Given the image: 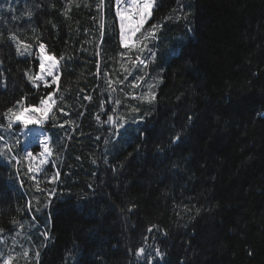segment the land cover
<instances>
[{"label":"trees","instance_id":"obj_1","mask_svg":"<svg viewBox=\"0 0 264 264\" xmlns=\"http://www.w3.org/2000/svg\"><path fill=\"white\" fill-rule=\"evenodd\" d=\"M156 3L148 25L193 29L152 98L128 74L114 0H0V229L18 243L0 246V262L149 264L134 254L145 246L164 253L151 264H264V0ZM39 43L60 64L59 91L24 77L39 73ZM52 92V160L31 179L4 113ZM108 115L126 117L119 138Z\"/></svg>","mask_w":264,"mask_h":264},{"label":"snow or ice","instance_id":"obj_2","mask_svg":"<svg viewBox=\"0 0 264 264\" xmlns=\"http://www.w3.org/2000/svg\"><path fill=\"white\" fill-rule=\"evenodd\" d=\"M104 3V0H100V4L98 5L99 7H102ZM116 15L119 17V30H120V37H121V42L124 46L125 49L131 48H136L138 53L142 52L144 49L148 47V43H151L153 40H157L158 36L156 35V31L159 28V25L152 26L147 30H144V25L147 23V21L150 19L152 16V11L154 7L157 6L156 0H114L113 4ZM29 16H31V12L28 13ZM145 32L147 34H145ZM13 40H16V36L12 37ZM130 41H132V44L130 45ZM31 45L29 44H24L23 48L21 49L20 42L17 41L16 43V53L19 56L27 57L29 55H32V52L30 51ZM45 49V44L44 43H39L38 44V50H39V56L36 57V63L38 64L39 67V74L38 75H33L30 74V72L26 69L24 70V77L26 80L31 83L35 88L39 89L40 84L38 82H42L43 85L49 89L51 88H56V91H59L58 87V81H59V76L56 73L57 69V57L55 56H50V55H45L44 53ZM123 56L124 53H121ZM149 55L154 56V53L151 52L149 49ZM175 55L179 56L180 53L176 52ZM139 64L140 66H143L144 68H147V61L144 59H140L139 55H137V58L135 61H133V65L136 66ZM50 78V81H49ZM137 80H142L143 77L139 76L136 77ZM111 81H108V86L111 87ZM135 86V85H134ZM114 92L115 89H112ZM56 95V92H52L46 99L42 98L40 99V108L43 109L44 111H47L48 108L52 106L55 101L53 100V97ZM149 96L154 98V93H152L151 89L149 90L148 93ZM27 97H23L20 100L15 101L13 107H9L4 115L8 118V124L7 127L8 129H11L13 127L12 120L15 118L16 121H20L22 117L25 116L26 113H32L35 114L36 111H38L37 108L35 107H23L20 108L19 111H14V107H19ZM86 99L91 100V97H86ZM116 104H119L120 101L116 100ZM103 106V105H101ZM131 112H138L139 108L133 107L130 109ZM96 119L99 121L100 117L96 116ZM192 117H188L189 123L191 122ZM23 124L25 127H27L30 123H42V119L40 120H30V119H23ZM106 122L114 127V132L113 135L119 138L120 130L126 127V117L124 116H117L114 118L112 115L107 116ZM137 123L143 122V117H141L140 121H136ZM0 128H2V125H0ZM138 133L141 137H144L145 131L138 129ZM26 135V133H25ZM97 139H100L97 137ZM4 137L0 136V141H3ZM182 141V134L180 132H176L173 137L171 138L172 144H178ZM108 141H105L107 143ZM43 143V142H42ZM10 151V149H9ZM48 148L45 147L43 152L40 153V156L43 157L45 154L48 153ZM26 155L31 157L33 155V152L25 150ZM13 159H16L13 157ZM41 163H44L43 160L40 161ZM95 163V161H93ZM31 171V169H30ZM39 169L36 170L38 172ZM57 176L59 173L56 174ZM31 179H35V172L33 175L30 177ZM52 180H55V177L52 178ZM55 191L53 190L52 192L49 193V195H54ZM134 207V206H133ZM132 208H129L128 211H131ZM34 219V218H33ZM155 225H151L148 227L147 231L152 232L153 229L155 228ZM0 231H3L0 229ZM164 235H167V232L165 231L163 233ZM41 235L46 236V233H41ZM145 240H147V237H145ZM129 251H132L130 248ZM136 256H144L145 258L149 259V264H151V258L152 257H158V258H163L164 253L159 247H154L152 252L146 253V248L145 246H140L139 248L136 249L135 253ZM22 255L24 257H28L29 253L27 250H25ZM36 257H39V251H36L34 253ZM13 262V256L8 255L7 259L4 260V264H12Z\"/></svg>","mask_w":264,"mask_h":264},{"label":"rangeland","instance_id":"obj_3","mask_svg":"<svg viewBox=\"0 0 264 264\" xmlns=\"http://www.w3.org/2000/svg\"><path fill=\"white\" fill-rule=\"evenodd\" d=\"M116 14V11H115ZM117 21L119 24V17L116 15ZM150 20V19H149ZM144 25V29L147 30L152 26L159 25V28L156 31V35L158 36L157 40H153L151 43H148V47L144 49L142 52L138 53L136 48L130 49L129 54V67H128V74H131L135 77L142 76V83H145L147 86L148 91L151 89L152 93H156V88L161 82V74L164 69V65L169 61L170 57L175 53L178 45L180 42L185 43L188 40L187 34L192 32L193 23L192 20H185L182 22L181 25L170 24L169 22L166 23L163 21L154 22L151 25H148V22ZM179 22V20H178ZM120 34V30H119ZM145 34H147L145 32ZM121 38V37H120ZM130 45L132 41L129 42ZM149 49L154 56L149 55ZM45 55H48L44 50ZM38 50V56H39ZM137 55H139L140 59H144L147 61V68L140 66L137 64L136 66L133 65V61L136 60ZM51 56V55H50ZM112 65V64H111ZM56 73L60 79V64L57 62V69ZM39 74V73H38ZM50 80V78H49ZM53 100L55 101L54 97ZM55 103L52 104L47 111H44L39 106L35 108L38 111L35 114L26 113L24 117L21 118L20 121L15 120V124H19L21 126V134L23 138L24 147L27 151L33 152L31 157L26 155L27 164L29 170L31 169V174L35 172L36 178L41 174L44 167L51 161V152L49 148L50 143V136L47 131L44 129V124L48 121V117L52 111L53 106ZM23 119H30L33 121L42 119V123H30L27 127L23 124ZM130 129H135L133 126ZM26 133V135H25ZM43 142V143H42ZM48 148V153L45 154L43 157L40 156V153L43 152L44 148ZM43 160L44 163L40 161ZM39 169L38 172L36 170ZM10 234H5L0 231V246L4 249H10L12 246H16L17 240L13 241L10 239ZM9 240V241H7ZM7 241V242H6ZM6 243V244H5ZM17 257V254L14 255ZM0 264H4V260L0 262ZM13 264V262H12ZM16 264V263H15Z\"/></svg>","mask_w":264,"mask_h":264}]
</instances>
